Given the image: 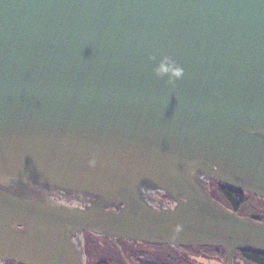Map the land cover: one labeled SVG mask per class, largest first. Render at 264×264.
I'll return each mask as SVG.
<instances>
[{"label":"water","instance_id":"water-1","mask_svg":"<svg viewBox=\"0 0 264 264\" xmlns=\"http://www.w3.org/2000/svg\"><path fill=\"white\" fill-rule=\"evenodd\" d=\"M213 181L264 201V0H0V261L85 264L84 231L264 253Z\"/></svg>","mask_w":264,"mask_h":264},{"label":"flooded vegetation","instance_id":"flooded-vegetation-1","mask_svg":"<svg viewBox=\"0 0 264 264\" xmlns=\"http://www.w3.org/2000/svg\"><path fill=\"white\" fill-rule=\"evenodd\" d=\"M56 201H65L64 195H51ZM66 199L68 204L82 205L78 199ZM165 199L169 197L164 196ZM238 214L252 220L264 221V201L258 197L245 195ZM84 202L89 203V200ZM74 236L73 239H77ZM84 245L85 264H229L226 253L221 248L204 246H170L152 244L142 240L119 238L113 240L104 235L84 231L80 238ZM249 254L260 252L237 251L233 264H259L249 258ZM0 264H20L15 261H0Z\"/></svg>","mask_w":264,"mask_h":264},{"label":"trees","instance_id":"trees-1","mask_svg":"<svg viewBox=\"0 0 264 264\" xmlns=\"http://www.w3.org/2000/svg\"><path fill=\"white\" fill-rule=\"evenodd\" d=\"M211 194L213 198L218 200L219 202L226 205L228 208L233 210L234 212L238 213L240 209V205L244 203V196L242 194H239L233 190L228 189L224 185H221L216 182L211 183ZM246 216L249 214V210H247ZM245 218H248L246 217ZM249 219V218H248ZM264 222V221H263ZM249 258H251L253 261L258 262L259 264H264V256L258 255V254H249Z\"/></svg>","mask_w":264,"mask_h":264},{"label":"clouds","instance_id":"clouds-1","mask_svg":"<svg viewBox=\"0 0 264 264\" xmlns=\"http://www.w3.org/2000/svg\"><path fill=\"white\" fill-rule=\"evenodd\" d=\"M183 74V70L180 69L179 67L176 68L175 76L176 78H180ZM95 161H90V166H93Z\"/></svg>","mask_w":264,"mask_h":264}]
</instances>
